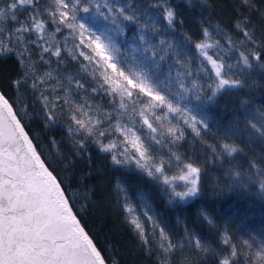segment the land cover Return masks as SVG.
Returning <instances> with one entry per match:
<instances>
[{"label": "snow or ice", "instance_id": "snow-or-ice-1", "mask_svg": "<svg viewBox=\"0 0 264 264\" xmlns=\"http://www.w3.org/2000/svg\"><path fill=\"white\" fill-rule=\"evenodd\" d=\"M187 2L190 4L191 0ZM241 2L254 7L252 0ZM25 11L29 15L21 21L19 15ZM180 17L173 0H0V55L14 54L23 65L22 74L11 82L16 95L10 98L0 90V264H107L81 226L73 210L75 205L70 203L71 198L62 186L63 180L41 158L43 153L38 151L22 122L25 116L31 115L26 95L21 91L29 79L33 81L31 88L40 92L38 99L42 104L45 127L57 123L56 113L63 108L40 91L36 81L47 84L53 79V73L37 75L32 57H26L31 52L29 45L40 49V60L46 64L51 57H57L56 71L67 80L65 84L61 77H55L56 84L65 93L63 104L68 105L73 121L67 125L70 138L75 140L72 160L76 156L86 157L91 166L87 148L91 141L100 152L110 155L113 165L130 167L134 164L137 170L159 183L167 203L173 207L187 204L201 195V167L185 162L173 153L177 171L169 176L166 173L172 166V159L153 163L149 155L151 144L146 146L133 126L139 123L140 127L146 126L151 133H157L154 124L165 120L171 124V119H175L176 125L167 127L171 143L184 139L181 122L203 140L202 130L212 131L206 111L208 106L217 103V97L230 89L249 86V78L254 72L259 71L264 77V32L257 36L247 17L239 20L235 27L241 34L240 39L233 40L225 34L226 59L219 52L209 53L210 49L223 48V45L220 40L212 41L208 27H201L202 38L198 42L192 43L193 37L187 33H182V42H174L177 27L184 25ZM49 25H52L51 30ZM129 26H134L131 36L126 31ZM26 34H35L36 39L27 40ZM69 39L74 42L71 47H68ZM193 48L197 53L195 59L199 61L195 73ZM45 54L48 60L44 59ZM68 58L78 63L81 58L88 62L80 63L79 71L87 72L97 82L91 91H102L111 98V103L118 102L114 111L120 117L127 116L128 124L120 120L112 124V112L90 115L93 109L87 101L72 100L71 86L75 84L76 89H85V83L78 75L59 68L68 62ZM51 94L54 99L61 98L56 87L52 88ZM113 131L123 139L110 138ZM159 134L165 135L163 131ZM216 134L224 142L207 145L214 163L232 157L234 153H245V148L227 142L232 137L243 139L246 136L248 146L254 142L264 144V105H255L251 96L240 99L239 114L226 125L216 121ZM152 140L162 143L156 135H152ZM248 163L249 169H255L254 174L264 190V155L258 160L250 159ZM229 165L225 175L239 177L234 183L246 187L245 174L233 167L231 161ZM248 179L251 181L252 177ZM116 189L118 194L124 195L123 206L141 246L151 251V239L119 179ZM88 195L90 193H85L83 198L87 199ZM141 198L147 209L143 215L153 221L155 229L158 225L154 216L149 215L151 205L144 194ZM202 215L210 227L214 226L210 215ZM185 236L197 252L218 257L217 264H239L237 246L226 230L219 237L226 247L219 251L187 229ZM157 246L161 252L160 264H170L172 254L184 248L182 242L174 243L163 228ZM255 255L259 264H264V246ZM244 264H253L246 254Z\"/></svg>", "mask_w": 264, "mask_h": 264}, {"label": "trees", "instance_id": "trees-1", "mask_svg": "<svg viewBox=\"0 0 264 264\" xmlns=\"http://www.w3.org/2000/svg\"><path fill=\"white\" fill-rule=\"evenodd\" d=\"M252 3L254 7L243 5L241 0H191L190 4L187 0H173L174 6L181 14L180 18L184 20V25L178 26L175 31L174 42L184 40L182 33L191 35L192 43L198 42L202 38L201 27H208L212 32V41L220 40L223 45V48L210 49L209 53L219 52L227 59L228 54L225 49L228 44L225 34L231 36L233 40H239L241 34L235 27L239 20L247 17L250 27L254 28L257 36L264 32V15H262L264 0H252ZM28 15L27 11L22 12L19 19L24 21ZM133 27L129 26V29H126L127 35H132ZM51 28L52 25H49V30ZM25 38L34 40L36 35L26 34ZM73 43L69 39L68 47H71ZM189 47L191 48L192 45L190 44ZM29 48L31 52L26 54V57L27 55L32 57L38 69L37 75L43 76L48 71L53 73V79H49L47 84L36 81L40 84V91L53 100L54 104L63 105V108L56 113L57 123L45 127L42 119V104L38 99L40 92L31 88L33 81L29 79L21 91L26 95L31 115L25 116L22 122L26 125V131L29 132L30 138H33L38 151L43 153L41 158L45 159L50 165V170L55 169L54 174L58 173L59 179L63 180L62 186L66 190V195L71 198L70 203L75 205L73 210L81 226L105 257L107 264H113V262L115 264H160L161 252L157 242L161 228L167 232L174 243L184 244L183 250L178 249L172 254L170 264H217L218 257L199 253L189 245L185 236L186 229L202 238L215 251L226 247L219 238L220 234L226 230L232 242L237 246L239 264H244L245 254L250 257L253 264H259V258L255 254L264 246V190L260 188L259 179L254 174L255 169H249L248 162L250 159L258 160L261 155H264V144L254 142L248 146L246 136L243 139L232 137L227 142L236 143L245 148L246 154L234 153L232 157H225L215 163L207 147L208 144L224 142L219 139V134H216V121H221L226 125L238 115L240 99H247L251 96L255 105H264V77L259 71L254 72L249 78L250 87L230 89L217 97V103L208 106L206 111L209 114L212 131L202 130L203 140L197 137L190 127L181 122L185 133L184 139L175 144L171 143L172 138L167 134V127L175 126V119H171V124L167 120L154 124V127L158 129L157 133H151L146 126L140 127L139 123L133 126L139 132L145 145L151 144L149 155L153 163H159L161 159L165 161L172 159V166L166 173L169 176L177 171L173 153L180 155L185 162L190 161L202 169L201 195L187 204L173 207L167 203V197L163 194L159 183L137 170L134 164L130 167L113 165L110 155L100 152L91 141L87 143L88 153L92 159L91 166L87 163L86 157L76 156L74 160L71 159L75 155L73 152L75 140L70 138L67 125L73 124V121L70 118L68 105L63 104L65 93L56 84L55 77H61L65 84L67 80L60 71H56L57 57H51L50 62L46 64L40 60V49L36 45H29ZM191 54L193 56L192 68L195 73L199 61L195 59L197 53L194 48ZM44 59L48 60L49 57L45 54ZM233 59H235L234 56ZM80 63L87 64L88 62L83 58L79 63L68 58V62L59 65L63 72L78 75L85 83L86 90L76 89L75 84L71 86L72 100L78 103L87 101L93 109L90 115L101 116L112 112V124H115L116 120L128 124L127 116L120 117L114 111L118 108V102L117 104L111 103V98L102 91H91L97 86V82L93 81L87 72L79 71ZM22 70L23 65L18 62L14 54L0 55V90L5 91L10 98L16 95L11 82L22 74ZM173 74H175V68ZM201 82L203 83V80ZM53 87L57 88L60 99H54L51 94ZM96 109L99 111H95ZM136 119L139 121V117ZM161 131L165 133L163 137L159 134ZM152 135H156L162 143H155ZM110 138L116 141L123 139L115 131L111 133ZM53 140L55 143H52ZM229 161L233 167L245 174L243 179L246 187L234 183V180L240 179L239 177L225 175L230 166ZM66 163L67 167H65ZM249 176L252 177L251 181L248 179ZM117 179L127 189L128 197L136 200L144 194L154 211L152 216H154L155 224L158 225L155 229L153 221L148 220L143 213H139L140 221L151 239V251L148 247L141 246L139 236L130 223V216L123 206L124 195L118 194L116 189ZM85 193H90L87 199L83 198ZM202 213H207L212 217L214 226L210 227L207 224ZM245 241L247 244L244 243Z\"/></svg>", "mask_w": 264, "mask_h": 264}, {"label": "rangeland", "instance_id": "rangeland-1", "mask_svg": "<svg viewBox=\"0 0 264 264\" xmlns=\"http://www.w3.org/2000/svg\"><path fill=\"white\" fill-rule=\"evenodd\" d=\"M101 24H103L104 22L101 21ZM93 30L95 31L96 28H93ZM76 43H78V41H75ZM134 131L137 132V134L140 136L139 132L133 128ZM129 199V203L131 204V206L135 209V214L139 217V213H144L147 209L144 207V200L142 198H137L136 200H134L132 197H128ZM147 200V199H146ZM153 209L151 208V211H149V215H153Z\"/></svg>", "mask_w": 264, "mask_h": 264}]
</instances>
